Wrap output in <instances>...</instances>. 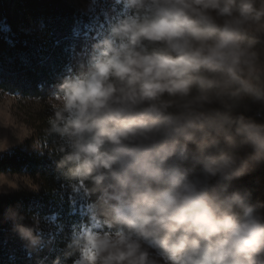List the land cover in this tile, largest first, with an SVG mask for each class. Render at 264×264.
Here are the masks:
<instances>
[{
  "label": "clouds",
  "instance_id": "obj_1",
  "mask_svg": "<svg viewBox=\"0 0 264 264\" xmlns=\"http://www.w3.org/2000/svg\"><path fill=\"white\" fill-rule=\"evenodd\" d=\"M124 5L87 70L50 95L57 167L96 196L73 226V264H264V206L230 190L264 163V123L233 111L264 101L246 41L264 0ZM39 223L15 227L34 246Z\"/></svg>",
  "mask_w": 264,
  "mask_h": 264
},
{
  "label": "trees",
  "instance_id": "obj_2",
  "mask_svg": "<svg viewBox=\"0 0 264 264\" xmlns=\"http://www.w3.org/2000/svg\"><path fill=\"white\" fill-rule=\"evenodd\" d=\"M97 1L121 16L128 12L124 0ZM110 27L101 15L84 14L68 0H0V90L50 96L66 76L87 70L94 45ZM258 102L246 97L234 114L264 123V107ZM41 123L42 150L14 147L0 154V173L26 174L39 183L38 191L0 194V264H73L76 256L68 248L73 226L88 219L86 205L96 199L74 191L64 178L57 167L59 139L48 134V119ZM186 165L193 167L190 161ZM231 189L247 192L252 204L264 206V163L232 180ZM33 216L40 221L34 234L41 238L34 246L15 227L33 226Z\"/></svg>",
  "mask_w": 264,
  "mask_h": 264
},
{
  "label": "rangeland",
  "instance_id": "obj_3",
  "mask_svg": "<svg viewBox=\"0 0 264 264\" xmlns=\"http://www.w3.org/2000/svg\"><path fill=\"white\" fill-rule=\"evenodd\" d=\"M84 14H99L111 26L121 15L114 7H105L97 0H68ZM246 41H254V49L264 62V17L248 26ZM260 86H264V74L253 78ZM263 79V81H262ZM253 100V99H251ZM260 108L264 101L258 102ZM50 96L31 98L19 94H10L0 90V143L6 147L0 154L14 147L28 151H40L46 145L40 140V125L51 116ZM19 190L38 191L39 183L26 174L0 173V194ZM12 213V212H10ZM15 215V213H13Z\"/></svg>",
  "mask_w": 264,
  "mask_h": 264
}]
</instances>
